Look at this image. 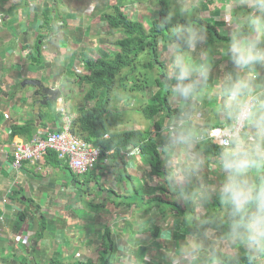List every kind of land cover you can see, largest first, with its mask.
Instances as JSON below:
<instances>
[{"label":"crops","instance_id":"crops-1","mask_svg":"<svg viewBox=\"0 0 264 264\" xmlns=\"http://www.w3.org/2000/svg\"><path fill=\"white\" fill-rule=\"evenodd\" d=\"M117 1L0 0V214L5 216V224H0V264H51L54 259L62 263L76 260L99 264L100 252L104 250L102 238L107 230L115 242L111 256L113 264H121L120 258L125 255L132 256L135 264H170L168 253L184 239L176 238L177 221L170 232H161L165 226H170L166 221L168 216L163 217L160 209L174 205V201L179 206L180 203L174 197L168 202V188L162 179L149 173L152 169L143 157L112 159L110 154L108 158L101 157L92 171L81 176L50 155L37 164L23 162L20 169L13 165L16 144L28 140L23 135H15V129L31 122L38 115L36 103L48 98L38 93L37 86L23 85L26 80L65 89L56 104V111L63 115L59 127H68L74 136L71 132L73 119L81 106L74 100L81 90L76 71L83 58L96 60L113 57L118 52L116 43L123 38V33L113 31L101 21L103 14L111 13ZM152 1L156 0H126L125 13L129 14L128 9H132L136 13L133 19L148 26L154 18L139 17L154 6ZM198 5L201 21L210 23L220 37L229 39L233 30L232 15L240 11L238 0H198ZM228 5L232 6V15L225 12ZM175 7L181 8L177 1ZM205 31L207 42L199 47L205 49L212 71L208 86L201 93L200 104L205 116L202 123L207 130L223 126L217 110L215 86L231 65L226 56L227 41L212 31ZM38 45L44 58L40 67L28 60ZM161 48L166 59L168 46L161 45ZM252 75L256 91L264 90V67H258ZM168 101L177 111L175 102ZM42 110L46 109L40 106L39 112ZM35 123L39 127L42 119H36ZM53 129L57 130V124L50 123L39 128L35 137H45ZM154 133L159 147L162 143L159 132ZM207 157L206 175L209 182L214 183L218 177L213 157ZM145 180L147 183L154 180V188L163 185L164 190H151L152 195L147 198L140 193L146 200L155 198L156 205L144 200L142 205L136 206L131 199L134 187L130 184L138 187ZM9 193H12L10 197ZM6 197L10 199L4 204L2 201ZM154 224L158 226V236L152 234ZM188 231L190 227L185 233ZM182 232L179 229V233ZM167 242H171L168 247ZM139 249H146V254H139Z\"/></svg>","mask_w":264,"mask_h":264},{"label":"clouds","instance_id":"clouds-1","mask_svg":"<svg viewBox=\"0 0 264 264\" xmlns=\"http://www.w3.org/2000/svg\"><path fill=\"white\" fill-rule=\"evenodd\" d=\"M238 5L240 11L234 15L231 5L225 8L232 15L233 30L226 47L231 68L215 86L223 120V126L217 127L223 134L216 144L208 140V132L215 128L206 130L200 104L212 71L205 49L199 47L206 44L207 33L190 21L167 27L174 12L159 23L170 32L164 83L177 105L159 131L167 171L161 179L177 202L192 208L184 215L190 231L168 253L170 264H264V90L256 91L252 75L264 67V0H238ZM188 11L182 6L180 15ZM83 67L79 63L78 76ZM207 143L218 148L211 157L218 177L214 183L206 175ZM132 158L140 159V155L125 157ZM213 200L218 201V214L209 213ZM167 231L165 226L161 232ZM120 260L135 264L130 255Z\"/></svg>","mask_w":264,"mask_h":264},{"label":"trees","instance_id":"trees-1","mask_svg":"<svg viewBox=\"0 0 264 264\" xmlns=\"http://www.w3.org/2000/svg\"><path fill=\"white\" fill-rule=\"evenodd\" d=\"M126 0H118L116 5L112 8L111 13L103 14L101 21L108 24L110 29L117 32L123 33V38L116 43L118 52L114 54L113 57H101L96 60L90 58H83L82 64L84 65L82 73L76 77V80L79 82V88L81 91L85 88V94H83L84 104L79 107L76 111V117L73 119V125L71 128L72 134L79 139L91 145L94 148H99L101 151L99 160L96 163V166L99 164L101 157H106L110 155L112 159H124L126 152L129 149H139L140 157L144 158L146 165H149L152 169L149 173L156 178H162L166 175L165 170L163 169L161 156L162 153L159 151V147L156 143V138L153 133V129H132L127 131H118L116 128L120 123L114 125L110 122L112 111H110V105L113 100L114 92L118 91L115 89L116 82L119 83V87L130 92H143L149 86H152L151 83L154 82L158 89L161 88L162 83H164V70L163 74L161 73L156 78L152 75L150 80L148 77H143L139 72V67L143 69L144 72L146 69L153 71L154 61H158L159 52L158 47L161 44L164 48L168 46L170 40V32L166 29H161L159 23L164 19L170 12V7L167 3L162 2L159 6L158 18L153 20L148 26H145L142 22L134 20L132 16L125 13L127 6L124 4ZM32 9H36L35 6H32ZM129 11V9H128ZM185 21H190L196 23L198 26H203L205 29L212 31L215 36H218L223 41L229 39L225 37H220L217 35L216 29L210 24L201 21L198 18H192L191 20L183 19L179 23H184ZM176 23L171 21V24L167 27H171ZM214 37V36H213ZM215 39V37H214ZM145 53L150 56L151 61L144 64L140 57L144 56ZM34 56V57H33ZM39 57V59H37ZM30 62L33 60L38 66H42L44 63V58L41 54V48L38 45L34 55H31L28 59ZM163 77H160V76ZM142 78H144L142 80ZM129 82H132L130 84ZM153 88V87H152ZM61 89V88H60ZM64 89V88H62ZM63 90L62 94L64 93ZM80 91V92H81ZM41 93L39 88L38 93ZM39 93V94H40ZM168 91L164 98L159 97L160 91L152 94L151 103L143 106L142 113L147 117L148 120L154 121V128L159 132L160 127L164 121V118L173 115L176 111L173 110L167 100ZM82 96V93L80 94ZM43 97L44 94H43ZM57 102L49 101L44 107L46 110H42L38 115L34 116L33 120L25 125L22 128H16L14 131L15 135H23L28 140H32L37 136V131L39 128L46 127L48 124H57V130L53 129L50 132L60 131V121L63 118L61 112L56 110ZM42 119V123L39 127L36 126L35 120ZM119 122H121L119 120ZM213 127L208 128L212 129ZM106 136H108L106 138ZM205 154L209 157H213L214 154L218 151L217 146L212 144L204 145ZM50 155L52 159L56 161L64 162L63 159L59 158V155L55 152H48L46 156ZM49 157V156H48ZM53 159V160H54ZM126 179L131 180L129 175H125ZM130 187H134V194L139 197V203L136 206L142 205L143 191L146 190L145 194L152 195V192L156 190H164L162 186L155 189L154 187H149L150 184H147V181H143L138 184L136 187L135 184H130ZM149 185V186H148ZM13 193V192H12ZM12 193H9V197ZM142 195H141V194ZM9 197L8 200L10 199ZM155 198L149 199V205L155 204ZM156 205V204H155ZM174 208L177 210V215H174V218L179 225L178 230H176V238L182 239L185 237V229L190 226L185 222L184 215L191 210L184 211L180 208L178 204ZM132 206V204H130ZM158 207L159 204H157ZM211 208H219L218 202L213 200ZM163 215V209H160ZM215 211V210H214ZM166 217V216H163ZM179 218L181 220H179ZM24 220V217H21ZM44 224V223H42ZM43 226V225H42ZM155 230L152 234L155 236L159 235L158 226L154 227ZM179 229H182L183 232L179 233ZM41 234V233H40ZM103 240V251L100 252L99 264H113L111 262L112 249L115 246V242L112 239V233L107 230L105 235L102 238ZM139 254L145 255L146 249H139ZM141 255V256H142ZM51 264H93L92 262L82 263L80 261L73 260L72 262H61L60 260L54 259ZM246 264V261H245Z\"/></svg>","mask_w":264,"mask_h":264},{"label":"rangeland","instance_id":"rangeland-1","mask_svg":"<svg viewBox=\"0 0 264 264\" xmlns=\"http://www.w3.org/2000/svg\"><path fill=\"white\" fill-rule=\"evenodd\" d=\"M58 3L59 0H56ZM176 1L179 3L180 7L182 6H187L189 11L186 15L181 16L180 15V9H177L175 7V3ZM153 3V7H151L147 14L144 16H140L139 18H149V19H157L158 18V14H159V6L161 5L162 2H165L168 4V6L170 7V12H174L175 16L172 19L173 23H178L181 22V20L186 19V20H191L193 17L194 18H198L201 19L200 13H199V8L197 6L198 5V0H156V1H152ZM205 3V1H204ZM156 9V13L155 15L152 14V12ZM129 14L130 16L134 17L136 13L133 12L132 9H129ZM199 15V16H198ZM138 18V19H139ZM6 26V25H5ZM7 28H10L9 26ZM158 52H159V58L158 61H154L153 64V71H151L150 69H146L144 67V69L146 70V72L143 71V69L141 67H139V72L140 74L145 78L148 77L150 80L152 79V75L156 78L158 75H160L161 73L163 74V70L165 67V58H164V54L166 53H162V48H161V44L158 47ZM39 59V57L37 58ZM141 61L146 64L148 63L149 65V61H151L150 56H148L147 53H145V57L141 56L140 57ZM31 64H33V60H31L30 62ZM34 64L36 66H38V64H36L34 62ZM160 77H163L162 75ZM142 78V80L144 79ZM164 81V78H163ZM130 84H132V82H129ZM152 86H149L147 89H145V91L137 93V92H130L127 94L128 91H124L119 87V83L116 82L115 85V89H117L118 91L114 92L113 94V100L111 102L110 105V111H112L111 114V119L110 122H112L114 125L120 123V125L117 126V130L118 131H127V130H132V129H154V121L152 120H148L147 117L145 115H143L142 113V109L143 106H146V104L148 105V103H151V99H152V94H155L156 92H158V90L160 91V99L164 98L166 96V93L168 91V96H167V100L170 99V92L166 86L165 83H162L161 88L158 89L156 87V84L154 82L151 83ZM153 87V88H152ZM81 91V90H80ZM82 93V96L79 95L78 97H76L74 100L75 101H79L81 103V106L84 104V99H83V94H85V88L80 92V94ZM119 120L121 122H119ZM156 131V129H154L153 133ZM155 134V133H154ZM137 175H141V174H137ZM152 178V177H150ZM149 178V179H150ZM150 185H156V182H149ZM148 184V183H147ZM149 186V185H148ZM163 187V185H161ZM151 187V186H149ZM147 190V189H146ZM146 190L143 191L145 198L149 197L150 195H146ZM132 194H134V191L132 189ZM173 197L172 193H168L167 194V200L170 203L171 198ZM144 198V200H146ZM132 202L138 204L139 203V197L134 194V197L131 198ZM144 200H142V203L144 202ZM149 201V200H146ZM140 203V204H142ZM174 203V205L170 204L168 207L163 209V216H168V219L166 220L170 226L169 231L175 227L174 225L176 224V219L174 218L175 213L177 212L176 208L177 207V203ZM152 204V203H151ZM180 206L182 209H186V210H192L191 206H185L183 204L180 203ZM143 209H146L147 206H142ZM215 210V211H214ZM209 213L210 214H218L219 213V208H211L209 206ZM132 214H134V212L132 211L131 216H133ZM165 221V219H164ZM169 240V239H168ZM171 244V242H167V247ZM166 247V245H165ZM164 247V248H165ZM146 264H168V263H156V262H149Z\"/></svg>","mask_w":264,"mask_h":264},{"label":"built area","instance_id":"built-area-1","mask_svg":"<svg viewBox=\"0 0 264 264\" xmlns=\"http://www.w3.org/2000/svg\"><path fill=\"white\" fill-rule=\"evenodd\" d=\"M222 128H215L208 132V140L214 141L222 135ZM48 152H55L67 163L70 170L76 175H85L92 171L100 157V149L94 148L84 141H80L72 136L69 128L65 127L62 131L49 133L46 137H34L31 141L18 142L13 150V165L20 169L23 162L36 164L44 159ZM126 157L140 155V150L126 152ZM8 198L2 201L4 204ZM0 224H5L4 214H0ZM80 254H77L79 257Z\"/></svg>","mask_w":264,"mask_h":264},{"label":"water","instance_id":"water-1","mask_svg":"<svg viewBox=\"0 0 264 264\" xmlns=\"http://www.w3.org/2000/svg\"><path fill=\"white\" fill-rule=\"evenodd\" d=\"M23 85H33L37 86L42 90V94H45L48 96V98H45L44 100L38 101L36 103V114L39 113L40 106H44L48 103L49 100L53 102H57L60 96L62 95V92L64 89H53L51 87H45L41 81L38 80H26Z\"/></svg>","mask_w":264,"mask_h":264}]
</instances>
